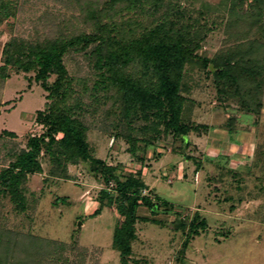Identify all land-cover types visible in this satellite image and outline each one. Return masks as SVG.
<instances>
[{"label":"rangeland","instance_id":"obj_1","mask_svg":"<svg viewBox=\"0 0 264 264\" xmlns=\"http://www.w3.org/2000/svg\"><path fill=\"white\" fill-rule=\"evenodd\" d=\"M181 1L199 8L205 1L217 5L221 0ZM10 2L17 12L0 24V65L4 46L13 36L35 39L49 20L65 17L74 21L79 15L69 0ZM224 14L222 10L210 17L216 23L202 41L201 54L211 57L228 45ZM80 26L84 27L81 22ZM93 61L85 51H71L65 57L70 74L81 79H94ZM7 72V78L0 74V171L10 163L11 152H19L30 135L44 131L36 116L47 102V92L34 80V73L11 67ZM191 83L189 97L195 103L191 119L208 128L190 133L186 147L172 135L161 139L157 151L164 155L160 158L149 151L148 163L142 168L148 185L143 194L152 190L173 203L175 210L153 216L141 206L140 215L160 220L137 223L129 264H264V108L260 115H248L236 100L220 101L207 72L195 70ZM91 108L83 119L94 154L117 165L122 177L136 173L141 164L128 152V142L115 136L114 117L105 108L99 107L96 113ZM231 119L235 122L233 138L227 127ZM41 160L43 172L30 175L25 184V210L0 195L2 263L121 264L120 252L112 246L119 214L115 205L96 213L100 191L106 186L90 172L89 163L68 164L67 177H61L50 173L61 168L46 156ZM197 211L207 226L183 252Z\"/></svg>","mask_w":264,"mask_h":264},{"label":"trees","instance_id":"obj_2","mask_svg":"<svg viewBox=\"0 0 264 264\" xmlns=\"http://www.w3.org/2000/svg\"><path fill=\"white\" fill-rule=\"evenodd\" d=\"M69 2L79 14L74 21L55 17L37 38L13 36L4 46L2 77H9L10 67L34 73V80L47 92V102L36 116L44 131L30 135L19 152H11L10 163L0 171V195L25 210V184L30 175L43 172L42 156L61 168L59 172L50 170L51 175L61 177H67L68 164L88 162L90 172L106 186L100 191L96 213L104 206H116L119 218L112 246L120 252L121 264H129L137 223L160 220L140 215L141 206L153 216L175 210L173 203L154 191L143 194L148 185L142 168L148 163L149 151L160 158L164 155L157 151L161 139L172 135L186 147L190 133L208 128L191 119L195 103L189 95L195 70L212 75L220 101L234 99L246 114H262L264 0H221L217 5L205 1L199 8L183 5L181 0ZM222 10L226 11L223 17L227 16L230 44L211 57L201 54L202 41L216 23L210 17ZM16 12L10 0H0V24ZM71 51H85L94 60L93 80L70 74L65 57ZM99 107L114 117L115 136L128 142V152L141 164L136 173L122 177L117 165L94 154L83 118L90 108L96 113ZM234 123L233 119L227 123L232 138ZM6 132L16 136L14 131ZM206 226V219L197 211L183 252Z\"/></svg>","mask_w":264,"mask_h":264}]
</instances>
